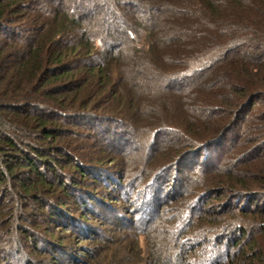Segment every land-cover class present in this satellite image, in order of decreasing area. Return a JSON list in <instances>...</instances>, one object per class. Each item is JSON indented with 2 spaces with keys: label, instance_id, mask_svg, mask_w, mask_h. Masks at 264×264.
<instances>
[{
  "label": "trees",
  "instance_id": "16d2710c",
  "mask_svg": "<svg viewBox=\"0 0 264 264\" xmlns=\"http://www.w3.org/2000/svg\"><path fill=\"white\" fill-rule=\"evenodd\" d=\"M110 1L114 5L111 15H122L129 23L123 30L131 44V53L126 55L114 44L119 33L117 28L112 27L105 36L97 35L96 19L86 14L74 15L75 9L69 7V3L0 0V240L5 236L9 238L12 233L9 219L18 216L32 222L40 213L47 222L53 219L46 216L48 209L53 215L57 211L51 208L62 209L73 200L72 188L60 174L71 165L75 173L86 176V167L72 156L80 147L79 141L99 142L92 135L97 130L95 125L89 130L85 126H90V120L101 124L105 136L109 131L107 127L119 126L120 131L133 129L139 139L151 144L164 129L176 131L158 107L165 105L166 100L170 104L179 99L183 102L185 97L178 91L188 77L196 82L192 87L194 91L205 89L218 95L219 101L208 103L214 110L218 109L216 104L225 103L223 97H227L229 91L244 98L250 93L263 98L260 94H264V80L259 81L258 74H250L248 61L257 62L261 59L258 56L264 55V0ZM77 3L80 10L90 5L101 9L100 0H77ZM145 4L155 10L168 9L170 13L164 16L163 29L154 31L152 28L145 32L146 43L141 45L139 40L143 42L141 31L145 22L139 8ZM209 29L215 32L210 33ZM166 32H177V41L187 43L174 53L167 45L169 42L160 39ZM107 40H113V45ZM141 64L149 68L141 70ZM234 84H241L244 91L234 88ZM225 86L229 87L228 91ZM202 102L200 104L208 106ZM177 132L188 135L181 128ZM189 139L181 140L190 144L193 141ZM154 155L159 156L156 152L147 159L125 155L119 165L126 170L118 174L109 169L108 177L122 189L139 177L134 175L135 170L129 174L128 171L143 169L145 185L150 186L167 176L166 166L159 168L161 166L156 167L153 161L146 163ZM86 157L99 163L106 159L95 154ZM250 158L254 160L253 156ZM158 159L164 165L168 156L162 154ZM248 172L241 168L234 172L226 181L230 184L226 189L238 198L264 199V192H256L251 185L264 187V177L248 176ZM215 182L206 177L195 186L203 194H214L222 184L216 187ZM8 198L12 199L11 204H5ZM141 199L140 193L127 199L132 206L133 220L140 219ZM238 211L222 223L206 224L204 217L196 223L195 205L186 203L185 208L172 216L174 220L179 219L172 225L174 234L167 227L172 224L171 217L167 226H150L143 232L144 245L136 229L122 240L103 238L104 248L99 246L101 243L90 240L95 247L87 249L86 264H212L210 258L213 264H264V204H258L255 211ZM195 224L198 229L192 230L194 234L200 233L202 238L210 236L212 243L197 250L199 254L191 261L184 243H194L195 235L188 228ZM224 225H234L240 233L239 239L235 237L230 242L234 252L230 259L226 257L228 262L219 259V245L229 244L226 237L220 240ZM25 232L23 239L32 237L30 232ZM165 232L170 236L164 235V239L160 238L162 243L155 244L154 237L158 236L155 234ZM240 239L245 241L243 246ZM21 240H10V244L16 249L18 243L22 245ZM106 250L107 255H104ZM33 251L38 257L40 252L36 248Z\"/></svg>",
  "mask_w": 264,
  "mask_h": 264
},
{
  "label": "rangeland",
  "instance_id": "374dc122",
  "mask_svg": "<svg viewBox=\"0 0 264 264\" xmlns=\"http://www.w3.org/2000/svg\"><path fill=\"white\" fill-rule=\"evenodd\" d=\"M100 1V10L91 5L80 10L77 7V0H53L58 5L69 3V7L75 9L74 15L86 14L89 18L96 19L95 30H97V35L105 36L112 27L117 28L119 33L116 34L117 43H114L115 46L117 49H121L125 55L131 53V44L127 42L123 34V30L129 27L127 19L122 15L117 17L111 15L114 5L110 0ZM145 5L139 8V14L145 22L144 29L141 31L143 42L139 40L141 45L146 43V38L143 36L145 32L147 33L152 28L154 31L163 29L164 16L170 13L168 9L162 7L155 10L151 9L149 5H147L148 7ZM209 32L214 33L215 30L209 29ZM176 34L177 32H166L160 36L162 42H169L167 45L169 44V49L175 51L174 53L179 46L183 48V44L187 43L177 41L178 35ZM191 40L194 41V39ZM107 43L113 45V40H107ZM258 57L261 59L257 62L247 61L251 66L249 68L250 74H258L256 76L260 81V78L264 80V73H261V71L264 72V66H261L264 64V55ZM249 65L247 66L249 67ZM147 66L141 64V70H145ZM192 78L188 77L179 86L181 88L178 89V94L185 97L183 102H181L182 99H179L170 104L166 100L167 102L164 101L165 105L158 107L165 113L166 121H171L174 124L172 126L176 131L164 129L163 132L161 131L156 135L151 144L139 139L137 132L133 129L127 128L120 131L121 127L119 126H115L113 129L107 127L109 131L105 136L102 133L103 127L100 128L101 124L90 120V126H85L89 130L92 129L93 124L95 125L93 127L97 130L92 135L94 140L99 142L96 145L92 140V142L79 141L80 147L73 152L74 155L72 156L79 165L86 167L88 171L86 176L75 173L71 165H69V169L67 168L64 173L60 174L61 178L72 188L70 192L73 194V200L68 202V205L65 204L62 209L51 208L57 211L53 215L48 209L46 216L53 219L47 222L42 219L40 213L34 216L35 219L32 222L19 219L18 216L9 219L7 222L11 225L12 233L9 238L5 236L0 240V264H86L89 260L87 249L90 250L91 247H95L90 243V240L96 241V244L101 243L106 237L122 240L124 235L130 237L129 231L134 229L141 233L140 243L144 245L146 238L143 232H146L150 226L151 228L167 226V223L172 220L174 212L185 208L186 203L189 202L195 205L196 217H198L196 223L199 218L201 220V217H204L206 224L209 222H213V224L222 223L234 213H239V209L255 211L258 204L263 205L264 199L261 197L254 200L252 197V200H247L246 197L238 198L230 195L232 192L226 189L230 187V184L226 181L232 177L234 172H239L240 168L248 170V176L254 174L256 177L257 175L264 177V94H260L263 95L261 99H259V94L253 93L244 98L237 92L229 91L227 92L228 96L223 97L225 103L216 104L218 109L214 110L210 108L209 104L218 100V95L205 89L194 91L192 87L196 82ZM233 86L244 91L241 84H234ZM225 87L228 91L229 87ZM226 90L224 89L223 92ZM218 91H221L220 87ZM237 98L239 99L237 100ZM251 98L254 100L251 101ZM201 101L203 104L209 103L208 106L200 104ZM257 118L261 119L257 121ZM178 128H181L188 135H180L177 132ZM182 138H190L193 142L190 144L183 142ZM190 139L189 141H191ZM154 151L159 156L150 157L146 163L153 161L156 167H167L165 170L167 176H163L161 180H157L150 186L145 185L143 169L138 171L132 168V171L127 173H133L135 170L134 175L139 177L134 180L133 184L130 183L124 188L118 189L116 181L112 177H108L110 176L107 173L109 169L118 171V174L126 170L121 169L119 165L122 163V159L124 161L125 155L127 157L132 156V158L144 157L147 159L149 154L155 153ZM92 153L98 156L102 155L106 158L105 162H94L86 157L90 154L94 155ZM162 154L168 156L164 165L158 162V157H161ZM250 156H253L254 160L251 161ZM240 163L241 165H239ZM206 177L208 180L215 179L214 185L216 187L220 182L223 185H219V189L215 190L214 194H203L202 190L197 189L195 185L202 183ZM251 185L256 192H264V187L261 185L258 186L253 183ZM135 193H140L142 198L141 205H139L140 209H138L140 216L138 220H133L132 206L127 201L128 198L132 199ZM9 200L11 201L9 202ZM11 203V198L6 199L5 204ZM119 221H121L120 224ZM177 221H179L178 218L175 220L173 218L171 226H167L171 228L172 234H174L172 228ZM224 226L220 240L226 237L229 244L223 242L224 244L219 245V259L228 262L230 255L234 252L233 247L229 246L230 242H233L235 237L239 239L240 233L238 228H234V225ZM190 228V232L195 235L194 243L192 241L183 243L187 246L189 260L193 261L199 254L198 251L203 246L212 243V239L210 236L202 238L200 233L194 234L192 230L198 229L197 224L188 229ZM184 230L187 228L184 227ZM25 231L30 232L32 237H24L23 239L22 235L26 234ZM43 235L47 237H41ZM155 235H158L154 237L157 245L162 243L161 237L163 238L165 235L168 238L170 236L168 232ZM17 238L22 239V245L18 243V247L14 249L10 240L13 241ZM240 242L242 246L245 243L244 239H240ZM99 246L104 248L102 243ZM34 248L37 249L38 253L40 252L38 257L34 254ZM106 253L107 250L104 255H107ZM227 256L229 259L226 258ZM23 257H26L24 261H22ZM170 259L171 257L168 260L170 261ZM210 260L208 261L213 264V259L210 258Z\"/></svg>",
  "mask_w": 264,
  "mask_h": 264
}]
</instances>
